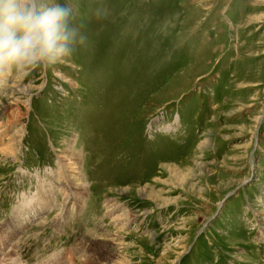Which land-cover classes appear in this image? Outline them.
<instances>
[{"label": "rangeland", "instance_id": "374dc122", "mask_svg": "<svg viewBox=\"0 0 264 264\" xmlns=\"http://www.w3.org/2000/svg\"><path fill=\"white\" fill-rule=\"evenodd\" d=\"M67 2L0 77V264H264V0Z\"/></svg>", "mask_w": 264, "mask_h": 264}, {"label": "clouds", "instance_id": "9594fccd", "mask_svg": "<svg viewBox=\"0 0 264 264\" xmlns=\"http://www.w3.org/2000/svg\"><path fill=\"white\" fill-rule=\"evenodd\" d=\"M100 20L108 10L98 6ZM67 0H0V77L22 78L71 58L87 36Z\"/></svg>", "mask_w": 264, "mask_h": 264}, {"label": "bare ground", "instance_id": "6f19581e", "mask_svg": "<svg viewBox=\"0 0 264 264\" xmlns=\"http://www.w3.org/2000/svg\"><path fill=\"white\" fill-rule=\"evenodd\" d=\"M74 158H75V157H74ZM67 159H68V158H67ZM69 161H70V162H69L68 164H73L75 160L73 159V160L71 161V159H69ZM74 164H76V163H74ZM73 168H76V167H73ZM73 168H72V169H73ZM77 168H78V167H77ZM62 174H63V173H62ZM72 182H74V181L72 180ZM79 183H80V182H79ZM65 185H66V188H67L68 185H69L68 182L65 181ZM77 185H78V184H77ZM62 190H63V189H62ZM38 203H43V202H38ZM38 208H39V207H38Z\"/></svg>", "mask_w": 264, "mask_h": 264}]
</instances>
